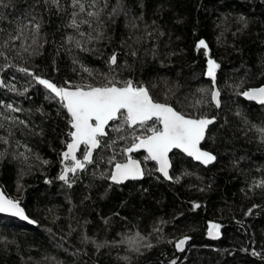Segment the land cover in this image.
<instances>
[{
	"label": "trees",
	"instance_id": "trees-1",
	"mask_svg": "<svg viewBox=\"0 0 264 264\" xmlns=\"http://www.w3.org/2000/svg\"><path fill=\"white\" fill-rule=\"evenodd\" d=\"M81 3L84 13L73 0H0V187L35 221L0 213V264H264V105L242 96L264 85V0ZM74 18L90 24L73 28ZM209 58L219 65V108ZM21 68L58 87L132 81L186 116L214 117L202 147L216 159L202 165L175 150L166 180L139 152L144 177L115 184L110 173L127 159V139L97 149L66 183L59 177L71 117ZM117 123L109 135L130 137L133 129L112 130ZM214 223L219 237L209 239Z\"/></svg>",
	"mask_w": 264,
	"mask_h": 264
},
{
	"label": "snow or ice",
	"instance_id": "snow-or-ice-1",
	"mask_svg": "<svg viewBox=\"0 0 264 264\" xmlns=\"http://www.w3.org/2000/svg\"><path fill=\"white\" fill-rule=\"evenodd\" d=\"M57 2V0H53ZM79 4V13L85 12L84 4L81 0H73V5ZM95 8V2L91 5ZM74 13L73 16L79 15ZM96 11H88L87 16L98 17ZM90 24L89 20L82 19L79 22L74 18L71 27L79 29L80 24ZM39 31V26L36 25ZM17 32L23 34V28L18 27ZM83 35V33H81ZM20 36L9 35L8 40L19 39ZM71 40V37H69ZM7 41L0 42V47L6 46ZM198 49H204L207 55L208 45L204 40H200ZM28 51L27 48L24 49ZM2 55V53H0ZM110 65L117 64L115 54L109 57ZM219 65L212 59L207 61V75L215 82L216 70ZM20 71L28 75H32L36 82L48 89L55 98H58L62 107L67 110L70 115L71 128L74 131L69 133L71 142L66 145L67 151L63 153L64 160H71L72 166L66 167L60 175V179L68 183V173L75 174L78 170H84L87 164L94 163L93 153L97 149L113 148L118 141L131 139V143L121 149L122 154L128 158L126 162L114 163V170L110 173V180L113 183L120 184L129 179H140L143 177L141 164L131 158L130 154L140 149L147 153L146 159L155 161L159 165V172L165 179H171L168 169L170 167L168 153L178 148L185 152L188 156L204 165H208L215 161L216 157L207 151L201 150L199 147L205 138V133L214 119L207 117L193 118L176 111L173 107L166 103H160L153 99L149 94V90L143 86H134L132 81L124 82L123 86H118L119 81L115 77L108 79L107 83L102 86L85 85L75 86V90H69L64 87H58L47 79L34 76L26 68ZM84 71L90 70L84 68ZM3 86V81H0ZM248 100H255L264 105V87L245 91L242 93ZM219 91L211 93V100L216 106H220ZM12 111H17L13 108ZM119 122L113 127V131L123 133L125 128L133 129V133L128 135H120L113 138L109 135L107 129L109 122ZM149 121H154L160 126L155 127L149 125ZM139 126L150 135H137L136 127ZM108 139H104V138ZM81 145L84 146L83 158L79 159L76 153L80 150ZM114 160V156L109 162ZM69 186H71L69 184ZM261 186H264L262 184ZM199 207V205H196ZM0 213H8L12 216H18L21 219L28 220L24 209L20 207L18 202L7 199L0 193ZM29 223L33 221L29 220ZM208 235L211 238L219 237V225L213 224L210 227ZM187 238L179 240L175 247L178 251L184 250ZM151 247V245H148ZM175 264V261H173Z\"/></svg>",
	"mask_w": 264,
	"mask_h": 264
},
{
	"label": "water",
	"instance_id": "water-1",
	"mask_svg": "<svg viewBox=\"0 0 264 264\" xmlns=\"http://www.w3.org/2000/svg\"><path fill=\"white\" fill-rule=\"evenodd\" d=\"M206 77L207 78H210L207 74H206ZM211 79V78H210ZM216 80V79H215ZM213 81V80H212ZM61 87H64V88H67V89H69V90H75V87H72V86H61ZM260 87H264V85H262V86H259V87H252V88H249L248 90H245V91H249V90H253V89H258V88H260ZM213 91H219L218 90V88H217V86H216V83L215 82H213ZM244 91V92H245ZM243 92V93H244ZM243 96V95H242ZM246 100H248L245 96H243ZM219 101H220V96H219ZM248 101H253V102H255V103H258V102H256L255 100H248ZM160 103H162V102H160ZM214 104H215V102H213ZM259 104V103H258ZM168 105H170V104H168ZM220 105H221V102H220ZM171 106V105H170ZM215 106H216V104H215ZM171 107H173V106H171ZM217 107V106H216ZM220 107V106H219ZM219 107H217V108H219ZM174 108V107H173ZM175 109V108H174ZM176 110V109H175ZM177 111V110H176ZM208 118V117H207ZM209 119H214V121H215V118L214 117H209ZM150 122V121H149ZM112 122H109V125L111 124ZM210 125H212V124H210ZM210 125L208 126V129H209V127H210ZM70 126H71V123H70ZM208 129H207V131H208ZM72 131H74V129H72ZM207 131H206V133H205V137H206V134H207ZM205 139V138H204ZM203 141L204 140H202L201 141V143H200V145H199V147L201 148V150H203V151H207V152H209L210 154H212V155H214L213 153H211L210 151H208V150H206V149H204L203 147H202V143H203ZM71 142V140L69 141V143ZM83 145H81V147H82ZM175 150H177V151H179V152H182L184 155H186L187 157H190V156H188L185 152H183V151H181L180 149H178V148H174V149H172L169 153H168V160H169V165H170V167H169V169H168V172H169V176L171 177V175H170V171H171V167H172V163H171V158H170V155L172 154V152L173 151H175ZM67 151V147H66V149L63 151V153L64 152H66ZM79 152V151H78ZM78 152L76 153V155H77V157H78ZM139 152H142V153H145L146 155H147V153L143 150V149H140L139 151H136V152H133V153H131L130 154V156H131V158L132 159H134V160H137L140 164H141V168H142V171H143V177H144V170H143V165H142V161L138 158V157H136L135 156V153H139ZM63 153H62V164H63V171H64V169L66 168V167H69V166H67V165H65L64 164V162L66 161V160H64V158H63ZM94 153H95V151H94ZM94 153H93V156H94ZM79 158V157H78ZM128 158V157H127ZM190 158H192V157H190ZM79 159H82V158H79ZM193 159V158H192ZM127 160V159H126ZM126 160L125 161H123V162H120V163H124V162H126ZM195 162H197V163H200L199 161H196L195 159H193ZM153 161V160H152ZM153 162H155V161H153ZM155 164H156V166H157V171H158V173L159 174H161L160 172H159V170H158V168H159V165L155 162ZM200 164H202V163H200ZM211 164V163H210ZM202 165H204V164H202ZM209 165V164H208ZM72 166V165H71ZM70 166V167H71ZM114 170V166H113V168H112V170H111V172ZM63 171L61 172V174L63 173ZM60 174V175H61ZM68 175H69V173H68ZM162 175V174H161ZM163 176V175H162ZM142 177V178H143ZM164 177V176H163ZM142 178H140V179H135V180H141ZM61 180V179H60ZM131 180H133V179H129V180H126V181H124L123 183H125V182H127V181H131ZM166 180H171V179H166ZM123 183H120V184H123ZM116 184V183H115ZM0 193H2L7 199H11L5 192H4V190L0 187ZM11 200H13V201H15V202H17L16 200H14V199H11ZM20 205V204H19ZM20 207L21 208H23L21 205H20ZM24 209V208H23ZM24 212H25V215L27 216V214H26V211L24 210ZM1 214H4V215H7V216H12V215H10V214H8V213H1ZM12 217H15V218H17V219H19V220H22V221H25V222H28L29 223V220H31V221H33L32 219H30L28 216V220H24V219H21L20 217H18V216H12ZM31 224H35V221H33V223H31ZM214 224H216V223H214ZM213 225V224H212ZM217 225V224H216ZM211 227V226H210ZM209 230H210V228H209ZM209 230H208V232H207V237L209 238V239H215V238H211L209 235H208V233H209ZM185 238H187V240L189 239V237H185ZM184 238V239H185ZM185 246V245H184Z\"/></svg>",
	"mask_w": 264,
	"mask_h": 264
},
{
	"label": "rangeland",
	"instance_id": "rangeland-1",
	"mask_svg": "<svg viewBox=\"0 0 264 264\" xmlns=\"http://www.w3.org/2000/svg\"><path fill=\"white\" fill-rule=\"evenodd\" d=\"M122 82H123V84H124L125 81H122ZM126 82H127V81H126ZM120 84H121V83H120ZM120 86H121V85H120ZM122 86H123V85H122ZM141 135H142V134H141ZM81 148H82V147H81ZM81 148H80V150H81ZM80 150H79V151H80Z\"/></svg>",
	"mask_w": 264,
	"mask_h": 264
},
{
	"label": "built area",
	"instance_id": "built-area-1",
	"mask_svg": "<svg viewBox=\"0 0 264 264\" xmlns=\"http://www.w3.org/2000/svg\"><path fill=\"white\" fill-rule=\"evenodd\" d=\"M139 135H141V134H139Z\"/></svg>",
	"mask_w": 264,
	"mask_h": 264
}]
</instances>
